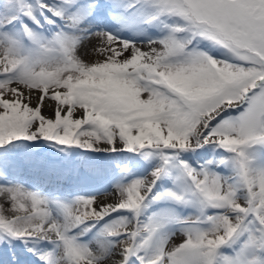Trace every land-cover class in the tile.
<instances>
[{
	"label": "snow or ice",
	"instance_id": "6c2138e0",
	"mask_svg": "<svg viewBox=\"0 0 264 264\" xmlns=\"http://www.w3.org/2000/svg\"><path fill=\"white\" fill-rule=\"evenodd\" d=\"M0 264H264V0H0Z\"/></svg>",
	"mask_w": 264,
	"mask_h": 264
},
{
	"label": "rangeland",
	"instance_id": "374dc122",
	"mask_svg": "<svg viewBox=\"0 0 264 264\" xmlns=\"http://www.w3.org/2000/svg\"><path fill=\"white\" fill-rule=\"evenodd\" d=\"M218 58H220V57H218ZM49 149V151H53V148L52 147H49L48 148ZM175 237V236H174ZM182 237L180 236L178 239H181ZM178 239H174V240H178Z\"/></svg>",
	"mask_w": 264,
	"mask_h": 264
},
{
	"label": "bare ground",
	"instance_id": "6f19581e",
	"mask_svg": "<svg viewBox=\"0 0 264 264\" xmlns=\"http://www.w3.org/2000/svg\"><path fill=\"white\" fill-rule=\"evenodd\" d=\"M100 199H101V200H105V197H104V196H103V197H100ZM177 239H178V238H177Z\"/></svg>",
	"mask_w": 264,
	"mask_h": 264
}]
</instances>
